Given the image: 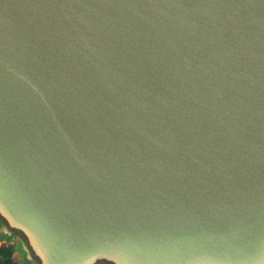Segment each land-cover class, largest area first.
I'll use <instances>...</instances> for the list:
<instances>
[{
    "label": "water",
    "instance_id": "water-1",
    "mask_svg": "<svg viewBox=\"0 0 264 264\" xmlns=\"http://www.w3.org/2000/svg\"><path fill=\"white\" fill-rule=\"evenodd\" d=\"M0 221L36 264H264V0H0Z\"/></svg>",
    "mask_w": 264,
    "mask_h": 264
},
{
    "label": "crops",
    "instance_id": "crops-1",
    "mask_svg": "<svg viewBox=\"0 0 264 264\" xmlns=\"http://www.w3.org/2000/svg\"><path fill=\"white\" fill-rule=\"evenodd\" d=\"M0 264H36L29 256L22 239L7 232L0 221Z\"/></svg>",
    "mask_w": 264,
    "mask_h": 264
}]
</instances>
